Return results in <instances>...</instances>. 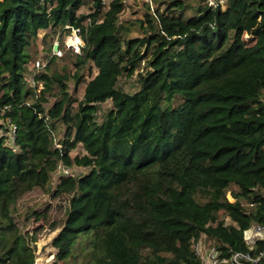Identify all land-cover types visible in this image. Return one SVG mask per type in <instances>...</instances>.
I'll return each instance as SVG.
<instances>
[{
    "label": "trees",
    "instance_id": "16d2710c",
    "mask_svg": "<svg viewBox=\"0 0 264 264\" xmlns=\"http://www.w3.org/2000/svg\"><path fill=\"white\" fill-rule=\"evenodd\" d=\"M152 2L126 26L119 0L109 11L101 0H0V105L12 106L18 126V150L0 147V264H35V238L15 211L37 189L68 197L53 264L77 249L84 264H202L199 240L221 257L264 264V240L244 238L264 228V44L243 37L264 32V0L224 9ZM66 26L85 41L75 72L58 69L52 54L34 76L44 85L36 98L30 50L41 32ZM78 146L85 153L73 156ZM60 167L87 171L52 187Z\"/></svg>",
    "mask_w": 264,
    "mask_h": 264
},
{
    "label": "rangeland",
    "instance_id": "374dc122",
    "mask_svg": "<svg viewBox=\"0 0 264 264\" xmlns=\"http://www.w3.org/2000/svg\"><path fill=\"white\" fill-rule=\"evenodd\" d=\"M118 0H106V9L107 11L111 10V6L115 5ZM120 2L125 1L126 8L124 9V13L120 16V22L123 25L129 26L131 25V22L141 19L143 15L146 12V6L144 4H147L146 0H119ZM156 4L153 3L152 7L153 9L156 8ZM82 13L84 14H90V7L83 8ZM88 23V21L86 22ZM66 29H50L45 32H41L38 35L37 42L34 43L30 50V59L28 64L26 65L30 75H28L27 79L29 82L32 80V72L35 69L36 63L38 61L41 62V64L44 65V68H46L48 62L50 61L51 57L54 55L53 52H49L50 47L55 44L58 45V51H57V61L56 65L58 69H62L63 66H65L68 70L72 71L71 75L75 72V68L73 67L74 63V52L69 49L66 46V40L69 36V33L65 31ZM138 35V32H134L133 36ZM244 39L248 45H259L264 44V32L258 37H253L249 34H245ZM53 54V55H52ZM42 67V66H41ZM146 65L144 63L142 64V69L145 68ZM36 71V70H35ZM85 81L82 82L79 85L78 91L75 95V97L81 101L84 96V89L86 87L87 81L90 80L89 74L87 71L85 72ZM95 74V71L93 72ZM131 83L132 81H129L128 79H122L120 84L125 87L127 91H131ZM70 91L73 92L74 90V81L71 80L69 83ZM53 99L50 98V103H52ZM110 106V105H108ZM60 130L58 131L56 137L57 139H61L64 136V130L65 128L63 126H60ZM61 147V145L57 144V147ZM85 152L82 148V146H78L77 149L72 151V155L81 154L83 155ZM87 169L85 168H72L70 169V174H81L85 173ZM60 176H58L57 173H55L52 177V187H54L58 183V179ZM231 201L232 198L230 195H228ZM67 208H68V197L63 196L60 198H54L52 193H45L44 191H41L39 189L34 190L26 195H24L18 202L16 206L15 211V218L17 222L19 223L20 227L22 228V231L24 234H28L29 237L35 238V242H33L32 247L34 249L35 254V264H53L55 261V255L57 250L53 248L52 246V240L53 238L58 234L60 229L62 228L66 214H67ZM37 212L40 216L39 218L34 217L32 215V212ZM223 217V216H222ZM224 218V217H223ZM257 226H252L249 230H252L253 232V238L248 239L246 238V235L244 236L245 240L248 242V244L253 245V243H256L257 240H264L263 236H256L260 233V231H257ZM208 245H212L211 242H208L206 244V247H209ZM83 249H85L87 246L85 244H82ZM88 249V248H86ZM76 256L70 259V261L67 264H84L85 263V256L81 253H84L81 249H77L75 251ZM64 264V263H59ZM66 264V263H65Z\"/></svg>",
    "mask_w": 264,
    "mask_h": 264
},
{
    "label": "built area",
    "instance_id": "2783aa9c",
    "mask_svg": "<svg viewBox=\"0 0 264 264\" xmlns=\"http://www.w3.org/2000/svg\"><path fill=\"white\" fill-rule=\"evenodd\" d=\"M101 1L106 8V4H107L106 0H101ZM227 1L228 0H206V4L213 9H218V8L224 9ZM146 2L149 3L152 7L153 5L152 0H146ZM122 4L124 5V9H125L126 8L125 1ZM87 21L88 23H86ZM86 22H85V32L88 33V30L92 25V22L91 19H87ZM65 29H70L69 36L66 40V46L69 49H71L75 55H81L82 49L85 47V41L82 35V29L80 27H71V26H66ZM53 54L57 55V52L56 53L53 52ZM43 68L44 65L41 64L40 61H38L36 63L35 69L33 71V75L31 77L32 80L30 82L28 80L30 86L36 92V98L39 97V94L43 90L44 85L41 81H36V80L34 81V76L39 72H41ZM12 110L13 108L11 105H0V147L10 149L11 151L16 152L18 150V146L16 145L18 126L13 121V117L11 115ZM69 172L70 169L60 167L58 169L57 174L58 176H73ZM263 230L264 229H259V227L257 226V231L261 232ZM194 252L196 256L201 260L202 264H243L242 261L243 258L249 259L254 264L258 262V260H252L248 256H243L241 254H233L231 257L228 258L221 257L219 251L215 247L212 246L206 247V244L204 243L203 240H199L198 242L195 243Z\"/></svg>",
    "mask_w": 264,
    "mask_h": 264
},
{
    "label": "bare ground",
    "instance_id": "6f19581e",
    "mask_svg": "<svg viewBox=\"0 0 264 264\" xmlns=\"http://www.w3.org/2000/svg\"><path fill=\"white\" fill-rule=\"evenodd\" d=\"M246 238H248V239H251V238H253V232H252V230H248L247 232H246ZM256 236H263L264 237V230L263 231H261L259 234H257Z\"/></svg>",
    "mask_w": 264,
    "mask_h": 264
},
{
    "label": "water",
    "instance_id": "95a60500",
    "mask_svg": "<svg viewBox=\"0 0 264 264\" xmlns=\"http://www.w3.org/2000/svg\"><path fill=\"white\" fill-rule=\"evenodd\" d=\"M57 51H58V45L55 44L54 47H53V52L56 53ZM258 227H259V226H258ZM259 229H264V228L259 227ZM246 232H247V231H246ZM246 232H245V233H246ZM244 235H245V234H244Z\"/></svg>",
    "mask_w": 264,
    "mask_h": 264
}]
</instances>
